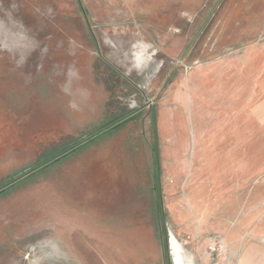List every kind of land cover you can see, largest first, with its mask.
Segmentation results:
<instances>
[{"label": "water", "instance_id": "1", "mask_svg": "<svg viewBox=\"0 0 264 264\" xmlns=\"http://www.w3.org/2000/svg\"><path fill=\"white\" fill-rule=\"evenodd\" d=\"M170 177L171 129L98 1L0 0V264H169Z\"/></svg>", "mask_w": 264, "mask_h": 264}, {"label": "rangeland", "instance_id": "2", "mask_svg": "<svg viewBox=\"0 0 264 264\" xmlns=\"http://www.w3.org/2000/svg\"><path fill=\"white\" fill-rule=\"evenodd\" d=\"M97 1L171 129L169 233L194 264H264V0Z\"/></svg>", "mask_w": 264, "mask_h": 264}, {"label": "bare ground", "instance_id": "3", "mask_svg": "<svg viewBox=\"0 0 264 264\" xmlns=\"http://www.w3.org/2000/svg\"><path fill=\"white\" fill-rule=\"evenodd\" d=\"M141 44H138L137 46L134 47L135 50H138V48H139V50L134 53L135 61L138 64L147 62V59L145 58L146 47H144ZM151 64H152V62H151ZM158 66H160V65H158ZM169 247H170L169 251H170V255H171L172 260H173V264H194L191 255L184 249L183 243H180L172 233H169Z\"/></svg>", "mask_w": 264, "mask_h": 264}, {"label": "trees", "instance_id": "4", "mask_svg": "<svg viewBox=\"0 0 264 264\" xmlns=\"http://www.w3.org/2000/svg\"><path fill=\"white\" fill-rule=\"evenodd\" d=\"M115 128V127H114ZM94 140V138H92V139H90V141L89 142H91V141H93ZM86 144H88V143H84V145H86ZM76 149H79V148H75V149H72L70 152L72 153V152H74ZM155 150V149H154ZM63 151V150H62ZM61 151V152H62ZM60 152V153H61ZM154 153H155V151H154ZM155 155V165H157V163H158V153H157V148H156V153L154 154ZM48 158H51V157H48ZM38 164V163H37ZM46 164V166L47 165H49L50 164V161L47 159L45 162H44V164L43 165H45ZM42 164L40 163V164H38L37 166L38 167H40ZM37 166H35V165H30V166H28V167H26V168H24V169H22L21 171H18L16 174H18V175H20V177L19 178H16V179H9L7 182H5V185H2L3 187L2 188H4V186H11L12 184H14L16 181H18V179H21V178H23L24 176H26V174L24 175V172H26V173H28L29 171L30 172H33L36 168H38ZM45 166V167H46ZM44 167V168H45ZM156 168H157V166H156ZM1 188V189H2Z\"/></svg>", "mask_w": 264, "mask_h": 264}, {"label": "crops", "instance_id": "5", "mask_svg": "<svg viewBox=\"0 0 264 264\" xmlns=\"http://www.w3.org/2000/svg\"><path fill=\"white\" fill-rule=\"evenodd\" d=\"M263 62H264V60H263ZM247 66H248V64L246 63V66H245V67H247ZM245 73L247 74V70H246L245 68L243 69V67H241V68H240V72H239V76H241V74L243 75V74H245ZM226 75H227V70H225V72H224V76H226ZM259 88H260V89H263L264 86H263V85H259ZM260 89H256V90L259 91ZM239 92H240V91H239ZM237 96H238V97H246L247 94H241V93H238ZM260 106H261L262 108H264V105H263V104H261ZM262 108H261V109H262ZM263 120H264V119H263Z\"/></svg>", "mask_w": 264, "mask_h": 264}]
</instances>
